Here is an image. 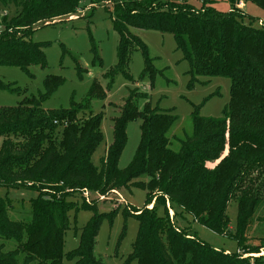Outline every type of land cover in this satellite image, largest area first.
I'll use <instances>...</instances> for the list:
<instances>
[{"label": "trees", "instance_id": "1", "mask_svg": "<svg viewBox=\"0 0 264 264\" xmlns=\"http://www.w3.org/2000/svg\"><path fill=\"white\" fill-rule=\"evenodd\" d=\"M200 1L198 6L194 0H0V9L18 8L10 20L2 16L0 66L29 74L33 65L46 68L49 43L32 40L35 26L72 16L84 4L92 9L104 4L119 36L117 64L105 75L109 88L118 75L133 81L129 66L136 48L144 58L141 81L152 84L158 74L148 46L131 27L172 33L192 81L201 75L231 80L223 115L204 117L194 105L192 133L176 139L177 150L170 136L179 119L175 111L153 106L148 93L131 90L114 119L113 142L99 166L92 156L104 139L103 112L96 113L92 103L104 100L106 92L97 81L86 100L69 109L42 106L63 83L57 75L46 77L44 94L25 97L17 106H0V185L38 193L30 200L26 221L11 219L12 200L0 196V238L16 242L6 252L5 244L0 245V264H63L70 210L96 209L89 202L77 204L72 199L76 191L109 195L130 186L147 190V200L136 212L123 210L139 222L128 264H264V239L259 246L244 247L249 224L264 204V28L244 22L241 0ZM219 1H228L232 10H218ZM251 1L264 9V0ZM92 52L94 61L101 60L94 42ZM77 69L80 75L85 72L79 63ZM0 90L21 92L2 80ZM140 99H145L142 109ZM137 118L142 120L141 142L132 163L120 169L128 123ZM232 201L238 204L234 232L228 213ZM159 207L165 208L163 215ZM113 215H96L82 229L79 246L68 254L73 264H104L95 254L97 236L103 220ZM178 215L193 216L213 232L230 235L243 252H225L188 234L175 225Z\"/></svg>", "mask_w": 264, "mask_h": 264}, {"label": "rangeland", "instance_id": "2", "mask_svg": "<svg viewBox=\"0 0 264 264\" xmlns=\"http://www.w3.org/2000/svg\"><path fill=\"white\" fill-rule=\"evenodd\" d=\"M200 6V0H194ZM243 5L245 7L243 8ZM218 10L230 12L232 7L228 1H219L215 4ZM238 8L243 15L244 22L256 27L264 28V9L251 0L239 1ZM243 8V9H242ZM6 12L8 18L15 15L18 8L13 4L0 9ZM0 25H4L0 17ZM131 32L140 37L148 46L150 56L154 59V66L158 74L151 84L149 80L141 81L144 69L143 54L139 49L132 52L129 72L133 78L128 80L123 75L116 77L112 88H109L105 75L117 64V49L119 36L114 29L111 14L104 4L92 9L91 5L84 4L75 14L62 17L54 21L41 22L35 26L32 40L48 42L45 47L47 67L39 65L30 67V74L15 66H0V80L12 83L18 87L20 93H11L0 90V106H17L25 97L40 96L46 92L45 79L49 75H57L63 83L43 101L46 110L69 109L83 103L89 95L90 89L97 81L104 91V100H94L92 109L97 113L103 112L101 130L104 136L92 156L96 166L101 164L109 145L113 142L114 119L120 115L121 107L129 97L131 90L138 89L149 94L153 106L162 110L173 109L178 116V121L172 128L170 136L173 137L172 148L177 150V138H184L193 130L191 115L193 106L200 108L204 117L219 118L223 115L225 107L230 102L231 80L226 76H198L192 81L189 73V63L177 49L176 40L172 33H164L155 29H140L131 27ZM95 43L100 59L94 61L92 44ZM85 70L79 74L77 64ZM145 99L138 101L142 109ZM141 118L128 123L127 143L119 159V168H127L133 161L141 142ZM2 139L0 138V146ZM0 196L12 200L10 217L15 220L30 219V200L38 196L36 191L26 188H7L0 185ZM77 204L89 202L96 205V209H79L76 207L69 212L70 229L64 236L63 264H73L68 259V254L79 246L82 229L87 223L99 214H110L111 218L103 220L95 247V254L104 264H128L127 260L133 251V244L137 238L139 222L133 216H126L123 210L136 212L143 209L147 200V190L130 186L126 189L115 190L112 194L101 195L98 192L85 190L76 191L72 197ZM154 204V203H153ZM153 204L150 207H153ZM167 208L171 217L174 210ZM115 210H117L115 212ZM164 207L158 208V213L163 215ZM231 218L230 229L235 231L237 223L238 204L232 201L228 208ZM175 225L187 233L198 237L202 241L229 253H242L237 242L230 235H220L209 228L197 223L193 216L174 218ZM244 247L254 248L262 244L264 239V204L254 214L246 232ZM5 244L4 252L13 250L16 242L0 238V245ZM260 254H264L261 249ZM255 254H246L245 257ZM130 264H137L136 261Z\"/></svg>", "mask_w": 264, "mask_h": 264}, {"label": "built area", "instance_id": "3", "mask_svg": "<svg viewBox=\"0 0 264 264\" xmlns=\"http://www.w3.org/2000/svg\"><path fill=\"white\" fill-rule=\"evenodd\" d=\"M7 13L6 12H2L1 10H0V17H2V16H4V15H6ZM5 28L2 26V25H0V34L2 33V31L4 30Z\"/></svg>", "mask_w": 264, "mask_h": 264}, {"label": "crops", "instance_id": "4", "mask_svg": "<svg viewBox=\"0 0 264 264\" xmlns=\"http://www.w3.org/2000/svg\"><path fill=\"white\" fill-rule=\"evenodd\" d=\"M244 7H245V5H243V8H244ZM243 8H242V9H243Z\"/></svg>", "mask_w": 264, "mask_h": 264}]
</instances>
